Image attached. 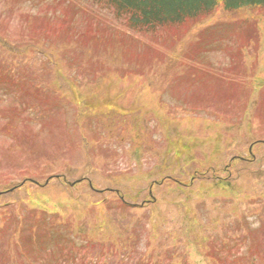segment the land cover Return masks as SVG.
I'll list each match as a JSON object with an SVG mask.
<instances>
[{
    "label": "rangeland",
    "instance_id": "rangeland-1",
    "mask_svg": "<svg viewBox=\"0 0 264 264\" xmlns=\"http://www.w3.org/2000/svg\"><path fill=\"white\" fill-rule=\"evenodd\" d=\"M25 9L0 0L12 39L0 38V60L25 72L23 82L0 85V264H264V172L245 160L255 147L264 171V10L220 9L198 35L164 33V44L146 40L129 58L119 45L66 52L81 90L41 64L50 60L27 37L36 22L23 19ZM183 39L188 51L175 55ZM26 91L47 98L30 102L47 123L28 119ZM122 194L136 206L150 201L126 209ZM191 212L194 224L184 219Z\"/></svg>",
    "mask_w": 264,
    "mask_h": 264
},
{
    "label": "trees",
    "instance_id": "trees-1",
    "mask_svg": "<svg viewBox=\"0 0 264 264\" xmlns=\"http://www.w3.org/2000/svg\"><path fill=\"white\" fill-rule=\"evenodd\" d=\"M16 1L22 9L27 8L23 19L36 22L28 28L29 38L52 40L53 37L59 39V36L67 35L66 40H61L71 42L78 39L80 42L82 39H89L92 43H96L98 38H104L99 31L101 24L98 21L102 13L111 17L109 21L112 23L119 22L137 33L158 35L162 30H189L215 15L220 4L229 12L248 7L264 9V0H72L71 3L66 0H14ZM80 3L92 7L81 12V16L74 21L72 15L67 16L65 13L73 6L77 9L75 5ZM4 18L9 20L8 16ZM9 27L10 24L7 29ZM106 27L110 28L108 25ZM252 31L255 33V29Z\"/></svg>",
    "mask_w": 264,
    "mask_h": 264
}]
</instances>
